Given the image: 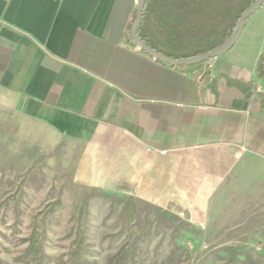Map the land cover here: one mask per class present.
<instances>
[{
  "label": "crops",
  "instance_id": "1",
  "mask_svg": "<svg viewBox=\"0 0 264 264\" xmlns=\"http://www.w3.org/2000/svg\"><path fill=\"white\" fill-rule=\"evenodd\" d=\"M135 15L136 0H0V111L26 142L78 152L80 183L206 223L222 193L264 186L261 82L233 47L191 69L153 59Z\"/></svg>",
  "mask_w": 264,
  "mask_h": 264
},
{
  "label": "rangeland",
  "instance_id": "2",
  "mask_svg": "<svg viewBox=\"0 0 264 264\" xmlns=\"http://www.w3.org/2000/svg\"><path fill=\"white\" fill-rule=\"evenodd\" d=\"M263 26L264 6L231 50L257 82ZM25 140L0 111V264H264V186L222 193L223 207L196 224L187 212L80 183L78 152Z\"/></svg>",
  "mask_w": 264,
  "mask_h": 264
},
{
  "label": "trees",
  "instance_id": "3",
  "mask_svg": "<svg viewBox=\"0 0 264 264\" xmlns=\"http://www.w3.org/2000/svg\"><path fill=\"white\" fill-rule=\"evenodd\" d=\"M255 1L144 0L138 36L143 43L170 58L181 59L200 55L221 45L231 35L242 13ZM132 25L133 21L130 26V38ZM163 64L177 69H191L201 63ZM256 78L264 82V50L256 64ZM229 81L243 89L251 85L239 80ZM259 94L264 112V88Z\"/></svg>",
  "mask_w": 264,
  "mask_h": 264
},
{
  "label": "water",
  "instance_id": "4",
  "mask_svg": "<svg viewBox=\"0 0 264 264\" xmlns=\"http://www.w3.org/2000/svg\"><path fill=\"white\" fill-rule=\"evenodd\" d=\"M144 5H145L144 0H136V15L131 28V40L133 44L140 51L148 54L153 59L160 61L162 63H167L170 65H194V64L203 63L210 59L217 58L228 52L230 49H232V47L235 45L236 41L238 40L240 34L242 33V30L245 26L247 19L252 14H254L258 9L263 7L264 0H256L242 13L231 35L221 45L206 53H202L200 55H196L188 58H181V59H174L167 57L159 53L158 51L154 50L153 48L149 47L140 40L138 36V30L142 20Z\"/></svg>",
  "mask_w": 264,
  "mask_h": 264
},
{
  "label": "built area",
  "instance_id": "5",
  "mask_svg": "<svg viewBox=\"0 0 264 264\" xmlns=\"http://www.w3.org/2000/svg\"><path fill=\"white\" fill-rule=\"evenodd\" d=\"M258 90H260V89L258 88Z\"/></svg>",
  "mask_w": 264,
  "mask_h": 264
}]
</instances>
